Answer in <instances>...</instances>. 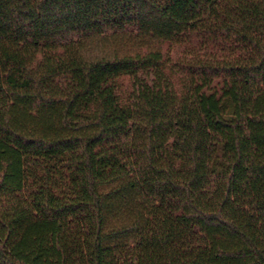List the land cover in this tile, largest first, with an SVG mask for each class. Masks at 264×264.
Returning a JSON list of instances; mask_svg holds the SVG:
<instances>
[{
  "label": "trees",
  "instance_id": "1",
  "mask_svg": "<svg viewBox=\"0 0 264 264\" xmlns=\"http://www.w3.org/2000/svg\"><path fill=\"white\" fill-rule=\"evenodd\" d=\"M0 264H264V0H0Z\"/></svg>",
  "mask_w": 264,
  "mask_h": 264
},
{
  "label": "rangeland",
  "instance_id": "2",
  "mask_svg": "<svg viewBox=\"0 0 264 264\" xmlns=\"http://www.w3.org/2000/svg\"><path fill=\"white\" fill-rule=\"evenodd\" d=\"M102 50V47L97 45L96 47L93 48V53L100 52Z\"/></svg>",
  "mask_w": 264,
  "mask_h": 264
}]
</instances>
